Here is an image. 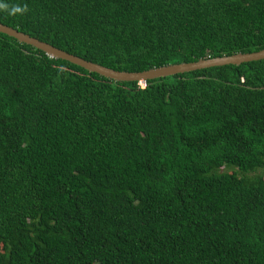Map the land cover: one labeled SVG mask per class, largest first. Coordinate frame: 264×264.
Listing matches in <instances>:
<instances>
[{
	"label": "trees",
	"instance_id": "obj_1",
	"mask_svg": "<svg viewBox=\"0 0 264 264\" xmlns=\"http://www.w3.org/2000/svg\"><path fill=\"white\" fill-rule=\"evenodd\" d=\"M0 22L125 71L264 49V0H0ZM0 264H264V59L120 82L0 33Z\"/></svg>",
	"mask_w": 264,
	"mask_h": 264
},
{
	"label": "water",
	"instance_id": "obj_2",
	"mask_svg": "<svg viewBox=\"0 0 264 264\" xmlns=\"http://www.w3.org/2000/svg\"><path fill=\"white\" fill-rule=\"evenodd\" d=\"M0 33H4L11 37H14L22 43L32 45L44 51L47 55L53 58L70 61L74 64H77L89 70L90 72H97L102 76L120 82H126V81L146 82L147 80L168 77L179 73L191 72L198 69H204L213 66H223L229 64L241 65L244 62L264 59V49H261L259 51H254V52H245V53L239 52L231 55L201 58L197 61L172 63L143 71H125V70H116L86 60L80 56H77L61 48H58L48 42L42 41L34 36H31L28 33L19 30L18 28L5 25L1 22H0Z\"/></svg>",
	"mask_w": 264,
	"mask_h": 264
},
{
	"label": "clouds",
	"instance_id": "obj_3",
	"mask_svg": "<svg viewBox=\"0 0 264 264\" xmlns=\"http://www.w3.org/2000/svg\"><path fill=\"white\" fill-rule=\"evenodd\" d=\"M140 83L144 84L145 82H140Z\"/></svg>",
	"mask_w": 264,
	"mask_h": 264
}]
</instances>
